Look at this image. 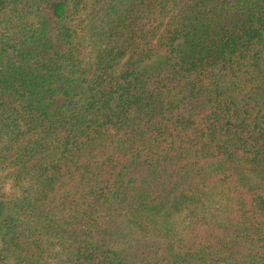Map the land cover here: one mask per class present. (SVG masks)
Returning a JSON list of instances; mask_svg holds the SVG:
<instances>
[{"label": "trees", "instance_id": "1", "mask_svg": "<svg viewBox=\"0 0 264 264\" xmlns=\"http://www.w3.org/2000/svg\"><path fill=\"white\" fill-rule=\"evenodd\" d=\"M0 264H264V0H0Z\"/></svg>", "mask_w": 264, "mask_h": 264}]
</instances>
